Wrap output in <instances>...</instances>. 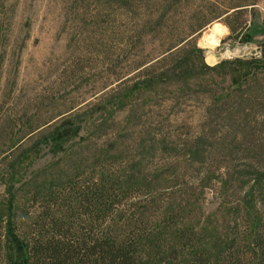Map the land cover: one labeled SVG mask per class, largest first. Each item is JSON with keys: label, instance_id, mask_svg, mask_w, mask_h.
I'll list each match as a JSON object with an SVG mask.
<instances>
[{"label": "rangeland", "instance_id": "1", "mask_svg": "<svg viewBox=\"0 0 264 264\" xmlns=\"http://www.w3.org/2000/svg\"><path fill=\"white\" fill-rule=\"evenodd\" d=\"M252 7L238 31L223 21L233 9L211 22L202 9L180 10V32L204 26L187 37L190 61L166 70L156 61L165 33L141 27L143 7L0 0V264H23L16 243L28 254L41 217L60 211L55 200L105 176L121 199L106 212L110 242L138 238L139 257L159 264L209 252L211 264L236 240L257 262L264 181L238 183L223 155L242 150L232 113L245 90L254 103L242 122L256 120L264 142V65L242 78L233 62L264 53V0Z\"/></svg>", "mask_w": 264, "mask_h": 264}, {"label": "trees", "instance_id": "2", "mask_svg": "<svg viewBox=\"0 0 264 264\" xmlns=\"http://www.w3.org/2000/svg\"><path fill=\"white\" fill-rule=\"evenodd\" d=\"M192 1L194 0H113V3L125 6L130 12L136 14H138L136 9L145 8L146 19L140 25L149 32L158 35L162 31L165 33L162 52H159L156 57L163 56L156 61L164 63L162 67L165 65L164 69L168 70L179 66L178 63L182 59L185 62L190 61L186 57V52L188 48H195V45L192 40H187V37L204 26L203 23L196 21L194 26L189 29L192 32L188 31L185 34L180 32L181 25L185 22L182 17L184 13L180 14V10L191 8L203 10L209 15V18L211 17L208 21L211 22L221 18L225 14L224 12L233 9V13L226 14L223 21L231 30L238 31L246 25L245 22H239V18L247 11L246 7L250 5L254 8L260 0H199L198 5ZM110 6L107 5L108 9ZM252 10H248L249 14ZM194 13L200 14L198 11ZM138 24L136 22L135 27H139ZM180 43L182 46H178L174 52L171 51ZM233 62L241 66L242 69L238 68V70L242 72V78H247L257 73L256 70L264 65V53L260 58H244L242 60L237 58ZM226 64L230 65L231 63ZM220 65L222 63L216 64L215 67ZM245 93L241 94V99L235 104L236 112L232 113L234 117L237 116L238 120L235 121L238 123L237 126L234 125L236 131L232 133V136H234L233 138L240 137L239 140L243 143L238 148L242 147V150L236 151L237 147L231 145L224 149L223 155L230 158L231 162L233 161L225 165L224 169L228 174L232 170L230 175L237 177L240 180L238 183L252 187L253 182L260 184L264 181V142L260 143L257 139L261 133L257 132L256 120L246 121V124L242 122L243 117H248L247 107L254 103V98H251L253 95H247V93H251L246 90ZM255 107L257 106L255 105ZM239 122L243 125V129L238 127ZM104 179L106 181L100 178L88 186L87 183L76 186L73 188L74 192L55 200V205L59 206L60 211L57 213L48 212L44 217H41V221L37 223L36 234L30 238L28 254L23 244L17 241L18 254L23 258V264H159L155 256H150L147 259L139 257L138 238L114 244L104 236L102 228L109 219L106 212L114 203L121 202V199L117 198V191L112 192V181L106 176ZM262 198H264V194H262ZM243 218H247V216L243 215ZM259 222V220L257 223L253 222L254 228L258 226L257 230H259L255 235L257 245L255 259L257 262L252 261L251 263V260H247L245 255L238 251L240 245L234 240L231 246H227L228 248L223 247L218 250L211 264H264V227L261 223L258 225ZM248 248L250 246L243 245L242 249L248 253ZM196 252L193 253L190 264H210L211 254L209 252L207 257L202 251Z\"/></svg>", "mask_w": 264, "mask_h": 264}, {"label": "bare ground", "instance_id": "3", "mask_svg": "<svg viewBox=\"0 0 264 264\" xmlns=\"http://www.w3.org/2000/svg\"><path fill=\"white\" fill-rule=\"evenodd\" d=\"M221 28H223L222 26H220ZM215 30H219V25H216V28H215ZM213 34V33H212ZM211 34V35H212ZM212 39V38H211Z\"/></svg>", "mask_w": 264, "mask_h": 264}]
</instances>
